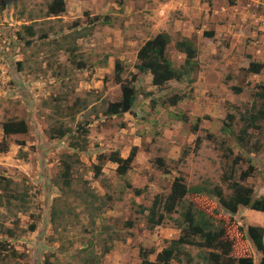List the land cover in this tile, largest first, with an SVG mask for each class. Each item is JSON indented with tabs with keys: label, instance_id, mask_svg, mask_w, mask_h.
<instances>
[{
	"label": "rangeland",
	"instance_id": "rangeland-1",
	"mask_svg": "<svg viewBox=\"0 0 264 264\" xmlns=\"http://www.w3.org/2000/svg\"><path fill=\"white\" fill-rule=\"evenodd\" d=\"M51 1L0 0V142L7 120H23L28 127L26 134L5 138L7 151L0 153V178L11 180L1 189L8 193L0 205V245L9 247L0 246V264H141L140 252L154 262L179 231L172 220L148 229L147 212L141 208L150 207L155 196H166L175 177L189 187L219 186L226 197L231 190L224 176L233 171L231 181L239 182L240 173L250 166L247 184L257 197L264 192V67L258 75L246 70L251 62L264 64V0H220L217 5L224 6L225 13L207 16L204 31L196 34L197 67L186 80L172 81L161 92L149 75L135 68L138 50L151 37L146 23L157 17V22L168 24L173 17L182 31L198 29L201 19L184 13L194 12L196 3L187 2L182 9L184 0H64V13L47 17ZM198 3L204 12H216L212 0ZM97 11L109 12L107 23L90 27L89 14ZM32 23L36 33L29 38L22 26ZM211 27L216 31L208 38L205 31ZM223 31L231 37L225 38ZM173 53L169 49L167 57ZM117 61L121 78L113 77ZM212 71L223 76L206 80ZM132 74L138 81L130 83L137 96L132 113L103 116L109 103L121 100L120 83ZM174 92L186 98L176 106L164 104ZM197 118L202 130L198 133L212 138H202L199 149L198 133L192 132ZM226 124L228 134L221 130ZM54 129L69 131L51 138ZM243 134L247 136L239 139ZM134 146L136 157L125 176L109 161H103L100 175L94 176L100 154L116 151L126 157ZM237 157L241 160L233 166ZM158 159L163 168L157 166ZM65 162L70 164L66 181ZM134 190L141 193L135 195ZM12 193L28 195L27 209L7 205ZM191 199L215 223L225 225L233 240L232 260L249 256L257 264L259 253L244 231L248 222L264 228V221L256 220L264 214L240 208L232 217L213 195ZM31 224L34 232L29 231ZM106 249L110 251L102 256ZM205 252L186 246L188 257L171 263L204 264L198 255Z\"/></svg>",
	"mask_w": 264,
	"mask_h": 264
},
{
	"label": "trees",
	"instance_id": "trees-1",
	"mask_svg": "<svg viewBox=\"0 0 264 264\" xmlns=\"http://www.w3.org/2000/svg\"><path fill=\"white\" fill-rule=\"evenodd\" d=\"M65 11L64 0H52L47 7L46 15L47 17H59ZM101 18L96 16L88 21V25L93 26ZM105 21V19H104ZM32 23L30 25H23L22 31L29 38L35 36V30L33 29ZM76 25V24H75ZM207 35H210L208 33ZM19 37L21 36L18 35ZM78 38V37H77ZM76 41V38H73ZM170 42L167 34L160 33L156 37L151 38L146 41L142 47L137 52V60L139 62L136 65V69L139 74H144L150 72L152 75V85L160 88L163 87L168 81L174 78H180L184 75H188L192 72L194 67H197V49L194 47L192 41L188 39H181L176 42V48L179 52L185 55V70H176L172 67L171 61H169L166 49ZM264 67V64L258 62H251L246 69L249 73L253 75H258ZM123 73L121 62L117 61L114 63L113 77L121 78ZM136 80V76L132 75L130 81L121 82V100L115 103H109L103 111V116L113 117L121 116L126 113H132V106L135 101V89L132 87V83ZM131 83V84H130ZM234 91L240 92L239 88H233ZM261 98L264 99V85L262 86ZM184 96L172 95L165 99L164 104L170 106H176L178 103L182 102ZM83 104V103H82ZM80 104L79 106L85 107V105ZM76 109V108H75ZM184 117V116H183ZM229 118L231 123L232 118L230 115L226 116ZM176 119H180L176 116ZM184 122H187V118H183ZM201 118L196 119V124L192 129L193 133H198L201 129L200 126ZM221 130L228 134L230 132L228 124L222 127ZM3 139L0 142V153L7 151V145L5 138L11 135L26 134L28 132V127L23 120H7L2 124ZM69 130L54 129L52 130L51 138L64 137ZM202 130H200L201 132ZM204 135V136H203ZM246 137L247 134H243ZM212 139L211 134L205 135L203 133H198L195 141V147L198 149L201 147L203 139ZM72 148H77V144L71 143ZM84 149V146L81 148ZM80 149V151H82ZM137 153V148L132 147L129 155L126 158H122L118 152H111L109 155H104L103 153L98 156V163L94 166L96 173L95 177H98L101 172V164L103 161H109L117 165L116 173L123 177L129 171L132 162L134 161ZM241 160L240 157L235 158L232 162L233 166ZM156 164L159 168H163L164 162L162 159L156 160ZM70 164L64 163V170L62 172L64 181L68 180ZM165 173H168L166 169H163ZM253 172L252 167H248L245 171L241 172L238 181H231V176L233 171L229 176H224L223 181H228L229 189L231 194L224 197L223 191L219 186L211 187L210 184L207 186L203 184H198L195 186H187L183 178L175 177L170 185L169 191L166 196H155L151 202L150 207L141 208L142 212H147V228L152 230L155 227L161 226L168 220H172L175 226L174 229L179 231V236L169 242V245L163 248L159 253H157L155 261L151 262L148 260L146 252H140L141 264H172L171 262L175 259L180 260L178 257L186 256L185 253L186 246H192L197 249L206 251L202 256L198 255L204 264H255L252 257L242 256L236 259H231L230 254L233 250V240L229 238L225 225L215 223L211 218H209L204 212L200 211L199 208L193 204V199L198 200L202 196L216 197L218 203L217 206H221L222 210L226 214L234 217L240 208L249 209L251 211L260 212L264 214V192L258 197L254 195V187L252 184H247V178ZM11 183L10 179L0 178V205H2L3 196L6 194L1 193V189L9 187ZM140 190H134L135 195H139ZM28 195L26 193H12L8 196L6 201L9 207H15L17 209H27L26 205ZM191 197V198H189ZM14 202V203H13ZM202 202V201H201ZM101 213V209L98 208ZM177 214L175 218L173 215ZM262 220V218H256ZM229 223L232 218L229 217ZM10 236L12 231L8 230ZM29 231H35V225L31 224L29 226ZM245 239L250 244L251 248L259 253V259L257 264H264V228L261 226L247 225L244 231ZM1 246V245H0ZM9 246H1V250H6ZM110 249H106L102 256L107 254ZM86 264H93L89 260H84ZM98 263V261H96Z\"/></svg>",
	"mask_w": 264,
	"mask_h": 264
},
{
	"label": "crops",
	"instance_id": "crops-1",
	"mask_svg": "<svg viewBox=\"0 0 264 264\" xmlns=\"http://www.w3.org/2000/svg\"><path fill=\"white\" fill-rule=\"evenodd\" d=\"M106 2H108V0H105ZM216 5H217V3H220V0H212ZM187 2H193V3H196L194 6H193V9H194V12H184L185 13V16H190V14H192V15H194V16H196V17H199L201 20H199L198 21V25H197V27H198V29H195V30H190V29H187V31H182V28H177L176 26H180V24H176V22H177V20H175L173 17H172V21L173 22H171V21H169L168 22V24H163L161 21H158L157 22V17H155L154 18V20L153 21H150V23H146V27H149L148 29L147 28H145L146 29V31H148L150 34H151V37H149V38H154V37H156L158 34H162V33H164V34H167L168 35V37H169V39H170V42H169V44H168V46H167V49H166V52L169 50V49H171L172 50V52H174L173 54H174V57L171 55V58H169L170 59V61H171V63H172V67L174 68V69H176V70H182V68H183V66H184V64H185V55L183 54V53H181V52H179L178 51V49L176 48V42H178V41H180L181 39H190V40H193V42H194V40H198V37L199 36H197L196 34H201V32H203L204 31V29H205V25L203 24V20L208 16V18H211V17H213V18H218L220 15H222L223 13H225V12H221V10H223L224 9V6H221V5H217V6H213V8L212 9H215L216 8V12H204L205 10H203L204 9V6L203 5H201L200 3H198V0H184V5L182 6V9H187ZM165 4L168 6V3L167 2H165ZM114 5V8H117V9H119V5L118 4H113ZM88 9V11H90V9L91 8H87ZM103 9V8H102ZM107 11V10H106ZM119 11V10H118ZM117 11V12H118ZM116 12V13H117ZM249 12V11H248ZM247 12V13H248ZM85 13H88V12H85ZM92 13V12H91ZM108 13L109 12H96V14L94 13V15H90L89 13V17H96V16H100L101 18H106V17H108L109 15H108ZM119 13V12H118ZM180 13H183V12H180ZM243 13V12H242ZM171 14H172V12H171ZM198 15V16H197ZM226 16H225V14H224V18H225ZM227 18H225L224 19V21L226 20ZM161 22V24H159ZM181 22V21H180ZM197 23V22H196ZM108 24H110V21L108 20ZM160 25H163V27H164V29L165 30H162V28H160L161 26ZM176 27V28H175ZM171 31H175L174 32V34H172V33H170ZM190 31V32H189ZM216 30L215 29H212V27L210 28V30H208V31H205L206 33H205V36L206 37H208V38H210V37H212L213 36V33L215 32ZM186 32H189V34L188 33H186ZM210 32V35H207L208 33ZM223 33H224V35L226 36L225 38H227L228 36L229 37H231V33H228V32H224L223 31ZM235 36H237V34H235ZM149 38L147 39V40H149ZM146 40V41H147ZM194 45H196V47H197V43H195L194 42ZM197 56H198V47H197ZM176 59H182V62H178ZM113 70H114V67H113ZM228 71V70H227ZM192 73V72H191ZM190 73V74H191ZM189 74V75H190ZM147 76L149 75V77H150V82L152 81V76H151V74L150 73H148V74H146ZM213 76H218L217 74H216V72L215 71H212L209 75H208V77L206 78V80H208V79H210L211 77H213ZM223 76V75H222ZM222 76H218V77H222ZM181 80H186V77H182V79ZM180 80V78H174L173 80H171V81H168L165 85H164V87H166L168 84H170V82H174V81H176V82H179V81H181ZM138 81H136V83H137ZM155 89H156V91H158V89H157V87H155ZM181 103V102H180ZM180 103H178V104H180ZM133 107H135V105L133 106ZM126 115V114H125Z\"/></svg>",
	"mask_w": 264,
	"mask_h": 264
},
{
	"label": "clouds",
	"instance_id": "clouds-1",
	"mask_svg": "<svg viewBox=\"0 0 264 264\" xmlns=\"http://www.w3.org/2000/svg\"><path fill=\"white\" fill-rule=\"evenodd\" d=\"M62 15V14H61ZM60 17V16H59ZM100 17V16H99ZM92 18H94V17H90V19H92ZM101 18V17H100ZM89 19V20H90ZM104 19H105V21H104ZM106 19L107 18H101L98 22H101V23H107V21H106ZM96 24V23H95ZM87 25H88V23H87ZM90 26V25H89ZM94 26V25H93ZM91 27V26H90ZM210 33V32H209ZM188 40H190L189 38H188ZM190 41H192L193 42V40H190ZM193 44H194V42H193ZM194 47H195V45H194ZM196 48V47H195ZM166 54H167V52H166ZM169 59V58H168ZM169 61H170V59H169ZM138 65V64H137ZM136 68V67H135ZM186 69V67H185V64H184V66H183V68H182V70H185ZM137 70V69H136ZM179 70V69H178ZM138 71V70H137ZM181 71V70H180ZM138 73H139V71H138ZM148 73H150V72H146V73H144V74H148ZM190 74V73H189ZM188 74V75H189ZM132 75H135L136 76V74H132ZM131 75V76H132ZM188 75H184L183 77H187ZM131 76H130V78H131ZM152 76V75H151ZM136 80H137V76H136ZM136 80L134 81V83L136 82ZM173 80V79H172ZM130 81V80H129ZM171 81V80H170ZM133 84V83H132ZM151 85H152V83H151ZM154 86V85H153ZM133 87V86H132ZM154 87H156V86H154ZM164 87V86H163ZM233 88H236V86H232ZM134 88V87H133ZM135 89V88H134ZM157 89H158V91L157 92H161L160 90L162 89V87H160V88H158L157 87ZM234 90V89H233ZM236 92V91H235ZM240 92H241V90H240ZM236 93H238V92H236ZM181 95V96H184L185 97V94H183V93H175L174 92V94L173 95ZM261 96V95H260ZM170 97V96H169ZM136 98H137V96H136V89H135V101H136ZM186 98V97H185ZM184 100V99H183ZM182 100V101H183ZM135 101H134V104H133V106L135 105ZM133 106H132V109H133ZM168 106H170V105H168ZM126 114H130V113H126ZM263 116H264V113H263ZM264 120V119H263ZM200 124H201V122H200ZM134 147H136V146H134ZM137 148V147H136ZM131 151V150H130ZM128 155H129V153H128ZM121 156V155H120ZM122 157V156H121ZM127 157V156H126ZM126 157H122V158H126ZM111 163V162H110ZM114 164V163H113ZM116 165V164H115ZM117 166V165H116ZM117 168V167H116ZM263 221H264V219H262ZM247 225H250V223L248 222L247 224H246V226ZM253 226H255V225H253ZM263 242H264V236H263ZM257 262V261H256Z\"/></svg>",
	"mask_w": 264,
	"mask_h": 264
}]
</instances>
